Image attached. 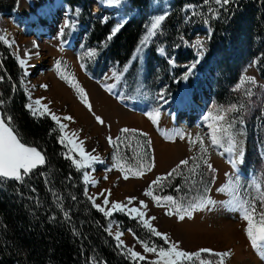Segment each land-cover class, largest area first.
I'll return each instance as SVG.
<instances>
[{"label": "rangeland", "instance_id": "374dc122", "mask_svg": "<svg viewBox=\"0 0 264 264\" xmlns=\"http://www.w3.org/2000/svg\"><path fill=\"white\" fill-rule=\"evenodd\" d=\"M190 1L197 0H149L147 7L137 6L133 0H121L119 4H111L108 0H87L88 10L80 7L76 8L75 12H73V8L65 4L64 1H62L60 6L54 8L48 0H42L36 12L38 16H41L40 19L42 22L50 25V31H46L41 29L40 20L36 15L32 14L31 10H28L25 14L20 12V0H16L14 8L12 9H10L12 7L11 0H0V36H5L11 44V46H9V44L4 43L2 40V48L7 50L8 54H12L19 64L21 58L27 60L28 53L31 56L36 54V56L32 57L30 62L26 61V64L23 67L21 66L23 71L19 77L18 85H15L14 88L16 89V93L26 94L28 96L30 99L29 104H34L36 99H40L44 104H47L51 110L55 109L57 111H60L62 107L56 99L68 101L71 97L70 90L65 87H70L71 84H67V81L61 78L62 68H66L74 75L75 81L79 83L80 87H82L85 92L91 94L92 100L93 94H96V91L99 92L101 98L107 97H105L104 93L109 94V92L105 89V85L115 84L112 93L118 94L117 89L119 88L118 83H120V80L117 82L112 75L115 72L120 76L121 72L118 68L110 69L111 71L107 72V75H103L104 78L102 80H92L93 83L85 80V83H83L82 74L93 72L92 68L94 69V62L98 54L101 53V50L105 48V44L98 45L90 42L91 23L98 18H103L105 21L114 19L119 26L126 24L132 19H139L144 22L140 42L136 51L132 54L134 60L144 61L154 51L153 55H155V58H153L154 61L152 64L157 67V71L161 72L165 62L161 60V56H163L164 52L160 51V49L168 48V53L172 57L178 56V62L176 60L174 62L173 59L169 58V63H166V66L169 68L168 76L171 75L173 68L176 69L173 71L175 75L187 74L189 76L195 74L191 73L193 65L194 68L202 70L204 79L198 83V94L196 93L194 100H203L209 88H213V84L216 80L217 95H215V99L211 103L212 105H209V111L215 115L217 114V109H226L229 106L240 108L239 111L230 113V118L236 120L234 131H237L236 139L240 142L244 152L242 163L247 168L250 184L240 180L241 176L236 173L229 163L230 157L228 153L225 152L221 155L220 153L223 149H216L210 146V141L207 139L208 133L211 131L208 128L210 120L207 119V116L204 123L205 126H203L201 130H195L188 126L179 127L180 129L172 127V129L173 134L180 132L193 134V131H198L195 137L201 136L205 138V144L208 146L207 160L214 171H209L207 166L203 163H201L200 168L195 174L190 170L191 166L183 168L181 169V174L175 175L170 179V182L165 181L164 187L155 188L154 194L161 197L172 195L177 200H182L185 206L196 201L198 203L202 199H212L216 202L215 205H208L202 210L198 209L193 212L192 218L186 217L181 221L178 219L177 215H166L167 211L172 210L170 202L162 200L161 203L164 206L157 207L150 197L144 195V192L149 188L148 182H144L142 185H134L136 190L134 189L132 193L135 199L138 196V200L136 199V203L132 206H138L139 201L146 202L148 204V209L146 210L147 214L145 218L147 219L155 216L156 219L150 221L152 226L161 233L167 234L172 241L178 242L180 250L189 253H195L201 249H212L215 252L229 251L231 252V256L226 259L225 264H264V258H261L260 254L252 248L247 238L245 231L247 222L243 220L242 214L239 211L232 210L229 205V201L232 199L231 195L221 191V189L224 188L223 186L216 187L220 177H217L218 171L215 169L217 163L218 165L225 166V184L228 183L229 176L239 178V185H237V192L239 195L251 197L256 194L255 189L251 187V185L253 182L258 181L262 174H264V61H260L261 63H259L258 61H254L253 58H243L240 51L236 50L231 35V30L235 22H232V25L224 28L220 40L211 41L210 43L209 35L207 36L204 32L206 27L211 25L208 23L213 20L212 15L208 11L200 13V16L195 18V23L197 24L194 25H191V18H179L181 21V28L185 30V36L194 40L192 42H180V44H176L175 37H177V34H180V31L172 34L166 30L170 16L169 9H171L173 5L171 13H176L179 17H191L192 8L184 6V3H189ZM96 3L102 5L99 10L94 8ZM76 14L82 16L84 23L78 20ZM162 15L165 16V19L161 22L159 28L154 30V34L149 36V31L155 19ZM36 24L39 27L38 34H36L33 28V25ZM145 37H148L147 42L142 43ZM222 37L225 39V43H222L223 49L221 48ZM199 38L206 40V44L210 43V53L206 58V60H208L206 65L202 64L201 66H195L196 60L203 55L197 53V49L200 46L196 44V41L199 40ZM34 39L40 42L39 48L34 50V52H28L27 46ZM111 40L108 39L110 42ZM230 40H232V42ZM166 41H170V43ZM201 43L205 45V42ZM207 49L208 48H206V50ZM90 51L94 52L95 55L89 56L88 53ZM157 52H159V54ZM180 54H185V60H179ZM228 59L234 60L229 61ZM57 62H60L59 68H57ZM234 75H236V77H234ZM160 76L161 82L159 84L155 83L157 87L155 92H159L160 89L163 88L164 83L165 85L167 83L166 79L163 78L166 76L165 70L161 72ZM247 78H252L255 83L248 82ZM44 85H47V87H43ZM145 86L148 87V92L150 87L147 83ZM63 89L66 91H63ZM71 89L73 90V88ZM61 91L63 94L68 93L67 95H63ZM74 92L78 94L77 91ZM136 94L139 95L142 100L143 97H145L143 93L137 92ZM154 94L152 98L156 102L158 100L154 98ZM100 96L96 98L99 102L97 105L103 110L98 109L97 105L95 106L100 114L108 119L112 116L113 118L118 117L120 122L124 124L136 122V119H130L131 115L136 117L135 115L124 111L114 101L113 102L116 104L115 106H107L106 108V105H102L104 102L99 100L101 99ZM156 97L158 98L157 94ZM69 102H71V100ZM161 103L163 102L160 101L157 104L162 107ZM1 106L6 110V117L10 116L12 118V124H14L13 115L6 109V105L2 104ZM70 107L71 111L75 114L80 113L73 105ZM106 111H108L110 115H108ZM82 114L86 113L83 111ZM34 116H40V113L38 112ZM136 118L138 119V117ZM89 119H91L90 116ZM161 120H164L168 124L170 122L167 116L159 117L156 125H159ZM240 120H243L242 124L239 122ZM137 123L139 124V122ZM91 124L90 126H93L92 120ZM98 125L100 124L98 123ZM69 126L71 129L65 131L63 135H70L72 132H75L79 137L81 132H87L89 133L87 137H90V128L87 130L83 127V129L80 130L71 123H69ZM182 126L185 125L183 124ZM103 127L104 125H100L102 131L104 130ZM119 135L120 132L117 136ZM104 136L105 134L103 131L99 132V134L96 133L93 137L95 141L101 142H99L100 145L98 147H94V153L99 157V160L92 163L91 168L106 170L111 168L112 171L120 172L115 167L117 150L108 143L107 138L105 139ZM176 136L179 137L178 135ZM144 137L150 140L147 135ZM88 138L80 140L84 142V149L90 150V148H93V142ZM181 140H184L188 144V159L191 160L192 157H199L201 155L199 152V144L193 146L189 144L187 139L184 138ZM103 143L106 144L104 151L102 148ZM65 144H67V142H65ZM65 144L63 145L68 153L71 146L68 145L66 147ZM149 157H152L151 152H149ZM76 159L79 161L80 157L78 156ZM81 170H83L88 178L90 177L89 174H91V171L88 170V167L81 168ZM205 177L207 180L209 178L213 179L210 190H207L208 186L205 181L203 182ZM134 178L135 177L130 176L129 179L134 180ZM177 180L180 181V185L175 186ZM216 181L217 183H215ZM121 183L124 187L128 185L131 186L123 181ZM203 183L205 184L203 185ZM177 188H179L180 191H177ZM91 190L90 187L89 191L91 192ZM88 196L91 195L88 194ZM92 196H94V194ZM103 199L104 197L102 195L97 196L95 204H102ZM119 202L127 203V201L122 199H120ZM107 207H111V202ZM117 214L127 215L126 213L115 211L111 217H108V229L113 233L111 236L114 238L115 234L123 232L124 235L121 239L124 243L147 257V260L141 262L147 263L155 259L156 257L153 254L144 253L142 245L138 243L136 238L132 235V230L123 228V223L116 218ZM137 220L142 227L145 242L150 245L155 244L158 247L167 248V245L162 239L152 235L149 230L141 224L139 219ZM184 230L189 232L184 233ZM119 251L120 254L129 258L123 249L119 248ZM129 259L133 261L131 258ZM201 259L205 261H217L218 258L203 253ZM180 264H200V261L194 258L193 261L183 260Z\"/></svg>", "mask_w": 264, "mask_h": 264}, {"label": "trees", "instance_id": "16d2710c", "mask_svg": "<svg viewBox=\"0 0 264 264\" xmlns=\"http://www.w3.org/2000/svg\"><path fill=\"white\" fill-rule=\"evenodd\" d=\"M63 1L73 8V12L80 7L89 9L87 0ZM133 1L142 7H147L149 2ZM11 2L10 9L14 8L16 0ZM171 9L166 30L174 34L180 31L181 21L171 14ZM76 15L84 23L82 16ZM232 22H235L231 35L236 50L243 58H253L259 63L264 61V0H240L231 5L222 23L216 24L215 28L211 25V41L220 40L224 28L232 25ZM91 27L90 42L105 44L93 64V72H89L94 78H103L113 65L118 64L119 69L125 71L124 82L128 89H133L134 82L136 84V81L145 79V84L150 87L149 92H152L157 89L155 83L161 82L160 74L165 70L166 76L163 78L169 84L168 96L174 98L176 93H181L170 83L166 63L161 72L157 71L152 64L155 58L152 53L135 69L128 66L132 60L136 61L132 54L143 32L142 20L132 19L119 26L114 19L105 21L98 18L91 23ZM117 27L119 31L112 35ZM110 35L111 42L108 41ZM224 41L222 37V49ZM184 55L180 54L179 60H185ZM5 70L7 77L3 83L0 82V103L6 105L13 115L12 126L23 141L37 147L44 154L45 162L25 175L22 181L0 178V264H134L120 254L116 241L108 231V217L89 200L82 170L77 169L72 160L65 158L67 152L59 142L63 135L59 126L48 114L34 116L27 107L30 102L28 96L16 93L14 86L18 85L23 70L12 55L5 62ZM215 95L216 80L214 98ZM0 110L6 117L5 108L1 106ZM204 181L207 190H210L213 179L207 180L205 177ZM178 185L179 180L175 186ZM116 218L123 223V228L132 230L136 237L145 241L137 219L122 214H117ZM136 264L148 262L137 261Z\"/></svg>", "mask_w": 264, "mask_h": 264}, {"label": "snow or ice", "instance_id": "6c2138e0", "mask_svg": "<svg viewBox=\"0 0 264 264\" xmlns=\"http://www.w3.org/2000/svg\"><path fill=\"white\" fill-rule=\"evenodd\" d=\"M111 4H119L121 0H108ZM208 2V0H205ZM230 2V0H215L217 5H226ZM192 8L193 6H188ZM195 11L192 12V15H196ZM165 19V16H159L155 19L154 23L151 26V30L149 31V36L154 34V30L159 28L161 22ZM119 31V27L113 30L112 35H115L116 32ZM112 35L108 37L111 40ZM148 37H145L142 43L147 42ZM0 40H3L4 43H9L8 39L5 36H0ZM196 44L203 49V44L200 40L196 41ZM139 51V49H138ZM163 51V50H161ZM30 55V54H28ZM89 56H94L95 53L90 51L88 53ZM20 64L23 67L26 64V60L21 58ZM60 67V62H57V68ZM83 67V65H82ZM194 67V65H193ZM113 78L119 82L120 76L117 73H113ZM61 78L68 81V77L61 74ZM3 77H0L2 80ZM72 84L71 86L76 89L78 94L81 97L82 102L86 105L89 112H92V104L87 98V93L84 91L82 87H80L78 82H75L74 75L71 78ZM247 81L250 83H255L252 78H247ZM43 87H47L44 85ZM105 89L108 92H112L115 88V84L105 85ZM250 94V93H249ZM161 98H163V94H161ZM29 110L33 115H36L38 112L40 115L48 114L51 119L56 122L59 126L61 133L65 132L66 125L62 123V121H73L72 116H58L56 113L52 112L51 108L42 102L40 99H36L34 104L27 105ZM242 108V106H241ZM240 108L236 106H229L226 109H217V114L209 113L207 119L210 120L208 124V128L211 130L208 133L207 139L210 141V146L216 149H223L220 153L223 155L225 152L228 153L230 159L229 163L232 165L234 169H237L239 163H242L243 160V149L240 145V142L236 139L237 131H234L236 120L234 118H230V113L234 111H239ZM92 114L95 117V120L100 125H105V121L99 115H96L94 112ZM149 119L152 120L154 124L158 123V117L160 116V112L158 109L153 112L147 113ZM241 124L243 120L239 121ZM110 127V126H109ZM132 136H146V133L138 132L136 129L130 128H122L120 129V135L113 138L111 136L107 137L108 143L117 150L116 155V163L115 167L123 173V179L127 180L131 177L142 178L145 172L151 171L155 167L154 157L147 156V153L144 151H137V148L143 149V145L137 142V145H131L124 143L125 139L128 135ZM166 139H170L168 133H164ZM174 135H178L181 139L186 138L185 133H175ZM189 144L195 146L199 144V152L201 155L199 157H192L190 159L181 160L180 163L173 168L170 172L163 176L157 177L152 184L149 185L148 190L144 192L145 196H148L155 202L157 207H163L164 205L161 203L162 200H166L171 203L172 210L167 211L166 215L172 216L177 215L178 219L183 221L186 217L192 218V214L194 211L198 209H203L208 205H215V201L212 199H202L200 202L189 203L185 206L182 200H177L172 195H167L164 197L158 196L154 194V189L158 187H164V182L169 181L175 175L181 174V169L191 166L190 170L195 174L197 170L200 168L201 163L207 166L209 171H214L212 169L211 164L208 163L207 153L208 146L205 144V138L201 136H197L195 140L191 138V136H187ZM61 144H65L67 147L70 145L69 152L65 154L66 159H70L73 161L77 169H81L84 167H91L93 162L99 160V157L88 153L83 147V141L79 139L75 132H72L70 135L65 134L60 137ZM149 147L151 146V141L147 140L144 142ZM121 144L124 145V148H131L135 155L131 158L135 161L134 164L125 165L122 163V157L120 156V147ZM76 155L80 157L78 161L76 159ZM145 157H147V163L145 162ZM45 162L44 154L37 149V147L31 146L23 141V138L20 136V133L12 126V118L10 116L5 117L2 113H0V177L15 179L17 181H22L24 176L31 173L33 169H35L39 165H43ZM102 162V161H100ZM108 171H112L111 168ZM106 178V177H105ZM85 179H88V176L85 175ZM235 179V183H234ZM94 182V181H93ZM237 185H239V178L229 176L228 183L221 189L222 192H226L231 195L232 199L229 201V205L232 210L239 211L242 214V218L247 222L246 226V235L250 244L254 250H256L261 258H264V174H262L261 178L258 181L253 182L251 187L255 189L256 194L254 196H241L237 192ZM180 191L179 188L176 189ZM107 195L104 196L102 204H95V196H89V200H91L94 206L98 211H101L106 217H111L115 211L126 213L131 216L133 219H139L141 224L146 227L149 232L162 239L167 248L158 247L155 244H149L142 240L139 237H136L135 233L132 235L136 238L137 242L140 243L143 247L144 253H151L156 258L148 261V264H180L181 261H200V264H225V261L228 257L231 256V252H215L212 249H201L195 253H189L184 250H180L178 242L172 241L167 234L161 233L150 223L151 220H155L156 217H146V210L148 209V204L144 201H139L138 206H132L136 203V199L134 197H129L127 203H122L119 201L111 202V207H107L110 204L109 197L111 196V192L105 190ZM100 195H104L101 193ZM109 234L112 235L110 229H108ZM124 235L123 232L115 234L114 238L117 241V247L124 250L125 254L129 256L136 264L137 261H145L147 257L140 252L135 251L131 247H128L121 237ZM203 253H207L210 256L217 257V261H205L201 259V255Z\"/></svg>", "mask_w": 264, "mask_h": 264}, {"label": "crops", "instance_id": "0c3cea01", "mask_svg": "<svg viewBox=\"0 0 264 264\" xmlns=\"http://www.w3.org/2000/svg\"><path fill=\"white\" fill-rule=\"evenodd\" d=\"M131 62L132 63H128V66L130 67V69L132 67H134L135 69V67H138L140 64H143L145 60L138 62L132 60ZM110 69L111 70L115 69L114 65ZM110 69L109 71H111ZM86 73L87 74H82L83 83H85V80H88L89 82L93 83L92 80L98 81L104 78L103 77L101 79H96L89 72ZM65 87L70 90L69 92L71 96L70 97L71 102H69L70 100L67 101L63 99L62 100L56 99L58 100L57 102L62 107V109L60 111L52 109V112L56 113L58 116L61 117L72 116L74 118L73 121H62V123L66 125L65 131H69V129H71L69 123H71L73 126L77 127V129L80 130L83 129V127L87 130L89 128L91 129L89 138L87 137V135L89 134L87 132H81L79 134V139L88 138L93 142L92 149L90 147H89L90 150L85 149L88 153L90 154L92 153L96 155L94 153L95 152L94 147L95 148L98 147L100 145L99 142L101 141H95L93 137L96 133L99 134V132H103V131L105 134L104 138L106 139L109 136L113 138L117 137L118 133L120 132V129L122 128L136 129L139 132L146 133L151 141V153L155 161V167L151 171L145 173L142 178H134V180H130V179L125 180L123 179V174L120 172L93 168V170H91V174H89L90 177L87 180L85 179V182L87 184V192L89 195L92 196L94 194V196L97 197L101 193H104V195H102L104 197L105 195H107V192H105V190H108L111 192V196L109 197L110 202L120 201V199L127 201L129 197H134L132 193L134 192L135 189L134 185L136 184L142 185L144 184V182L145 183L148 182V184L150 185L157 177L163 176L168 172H170L173 168H175L180 163L181 160L188 159V144L185 141L173 137H171L170 139L165 138L164 133H168L167 130L169 128V124L164 120H161L160 124L156 125L152 122L151 119H149L147 113L154 111L153 107L149 105L150 102L146 100H142L141 98H137L136 96L122 95L119 92L118 94H114V92L113 93L109 92V94L104 93L124 111L138 117V119L136 118V120L139 122V124L137 123V121L124 124L120 122V119L118 117L113 118L112 116L110 119H108L107 117L100 114V112L96 110L95 105L93 104L91 94H88L86 92L87 98L92 104V112H94L96 115H99L105 121V125L103 127L104 130L102 131V129H100V125H98V122L95 120L94 115L92 114V112H89L86 105L82 102L80 96L77 93H75L70 87L67 86ZM71 105H73L75 109H77L78 112L80 113L75 114L74 112H72L70 107ZM81 110L82 112L84 111L86 114H82ZM89 116L91 119H89ZM91 120L93 122V126H90L92 125ZM141 121H143L145 125ZM96 127H97V131H96ZM158 141L170 147L177 148V154L168 156L167 160L161 159L160 155H158V153L156 152V142ZM105 145L106 144L104 143L102 144L103 151L105 150ZM215 167H216L215 169H217L219 174V175L217 174V177L218 176L220 177V178L218 177L219 181L216 186L218 188L220 186H223L226 182V179L224 177L226 168L223 165H218V163L216 164ZM85 175L86 174H84V178ZM122 181L130 184L131 186L128 185L127 187H124L121 183ZM215 183H217V181ZM90 187L93 190V191L91 190V192L89 191ZM136 199L138 200V196Z\"/></svg>", "mask_w": 264, "mask_h": 264}, {"label": "bare ground", "instance_id": "6f19581e", "mask_svg": "<svg viewBox=\"0 0 264 264\" xmlns=\"http://www.w3.org/2000/svg\"><path fill=\"white\" fill-rule=\"evenodd\" d=\"M41 1L42 0H34V1H32V0H20L19 9H20V12L22 14H25V13H27L28 10H31L32 11V14L33 15H36L38 17V19L40 20V25L42 27L41 29H44L46 31H50V29H51L50 28V25H48V23L42 22L41 19H40L41 16H38V13L36 12L37 11V8H39V5H41ZM62 1L63 0H48V2H50L52 4V6H54V8H56L57 6H60L62 4ZM101 7H102V5L99 4V3H96L95 6H94V8H96L98 10ZM0 16H1V13H0ZM33 28L36 31V34H38L39 27L37 26V24L36 25H33ZM204 32L206 33L207 36L209 35V42L211 43V37L213 36V30L211 28V25L210 26H207L206 29L204 30ZM210 43H209V45H210ZM39 45H40V42L38 40H35L34 39L27 46L28 52L29 51L34 52V50H37L39 48ZM161 50H163V52H164L163 56H161V60H163L165 63H169L168 62V59L169 58L173 59L174 62H175V60L178 62V59H177L178 56L176 55V57H172L168 53V48H162V49H160V51ZM159 52H157V53L159 54ZM209 53H210V49L208 48L206 51H204L203 55L200 56L196 60V65L195 66H201L202 64H206V61H207L206 58L208 57V54ZM34 56H36V54H33L32 56L31 55H28V58H27L26 61L27 62H30L31 59H32V57H34ZM191 63H192V61H191ZM175 67H176V65H175ZM155 68H157V67H155ZM193 68L194 67H192V69H191V73H195V74H192L191 76L188 75V77L186 79H182V78L184 77V75H187V74H184V75H175L173 73V71L176 70V69H174V68L171 71V75L169 76V79L171 81L170 83H172L174 86H176L177 88H179L180 89V92H181L180 94L179 93L178 94L176 93L174 95V98L171 97V96H168V94H167V91L169 89V84H167V83H166V85L164 83L163 88L160 89L159 92L158 91L155 92L156 89L153 90L152 92H149L148 91V93L150 94L151 97H153V94L155 92L154 98L158 100V101H156L157 103H159L160 101L163 102V103H161L162 104V107H160L153 100L158 105V108L159 109L163 110L165 113L169 114L170 117H172V127L176 128V129H180L182 127L188 126V127L193 128L195 130H201L202 127L205 126L204 123H205L206 117L210 113V111H209V105L215 99L214 98V91H213L214 90L213 89L214 88V84L212 83L213 84V88L212 89L209 88V90L206 93V95H205V97H204L203 100H201V101L200 100H197V101L194 100V98L196 97L195 95H196V93L198 91L197 90L198 83L201 80L204 79V75L202 73V70H200L199 68H194V72H193ZM64 90L65 89H63V91ZM162 91H164V92H162ZM61 93H62V91H61ZM67 93H64V94L62 93V94L63 95L66 94L67 95ZM95 93L96 94H93V104L96 106L97 103H99L96 98H97V96H100V95H99V92H97V91ZM156 94L158 95V98L156 97ZM161 94H163V98H161ZM181 95H182V97L180 98ZM105 97H106V95H105ZM100 98H101V96H100ZM198 98H199V96H198ZM98 99H99V97H98ZM99 100L104 102V103H102V105H106V108H107V106H112L113 107V106L116 105L108 97H106V98L102 97ZM98 109L103 110V109L100 108V106H98ZM106 113L108 115H110V113L108 111H106ZM130 119H136V117H133L131 115ZM135 121H137V120H135ZM141 122L143 123V121H141ZM143 124L145 125V123H143ZM183 124L185 126H182ZM172 134H173V129H172ZM174 136H176V135H174ZM176 139H178V138H176ZM156 145H157L156 148H157L158 155H160L161 159H163V160H167V157L170 156V155L177 154V148L170 147V146H168L166 144H162L159 141L156 142ZM236 170L238 172H240V173H245L247 171L246 166L243 163H239ZM190 227H191V225H190ZM188 232L189 231L184 230V233H188Z\"/></svg>", "mask_w": 264, "mask_h": 264}, {"label": "built area", "instance_id": "2783aa9c", "mask_svg": "<svg viewBox=\"0 0 264 264\" xmlns=\"http://www.w3.org/2000/svg\"><path fill=\"white\" fill-rule=\"evenodd\" d=\"M240 0H230V2L226 5H217L215 3V1L212 0H208V2H205V0H197V1H190L189 3H184V6H193L192 7V12L195 11L197 14L196 15H192L191 17H179V15H176V13H171L176 15V17L178 18H191V25L197 24L195 23L196 21V17L200 16V13H202L203 11H208L210 12V14L213 17V20L210 21L208 24L214 25V28L216 26V24L218 25L222 23L223 18H224V14H227L231 5L235 4L236 2H239ZM176 38V44H180V42H192L194 39H189L188 36H185V30L184 28H180V34H177ZM199 40L201 42H205V45H203V49H201L200 47L197 49V53L199 55H202L204 53V51H206V48H209V44H206V40H202L201 38H199ZM2 40H0V77H3L2 80H0L1 83L4 82V79L6 76V70H5V62L8 60V57L10 54H8L7 50H4L2 48ZM62 74L68 77V81L67 83L72 84V73L70 71H68L66 68H62ZM188 77V75H184V77L182 79H186ZM66 81V80H65ZM76 82V81H75ZM1 105V104H0ZM198 134V131H193V134H186V138L187 136H191V138L193 140H195V135ZM147 137L144 136H132V135H128V137L125 139L124 143L127 144H131V145H137V142H139V144L143 145V149L137 148V151H146L147 156H149V152H150V147L145 144L144 142L147 141ZM188 140V139H187ZM120 156L122 157V163H124L125 165L128 164H134L135 161L132 160L131 158L135 155V152H133V150L131 148H124V145L121 144L120 147ZM145 162L147 163V157L145 158ZM187 206V205H186Z\"/></svg>", "mask_w": 264, "mask_h": 264}, {"label": "water", "instance_id": "95a60500", "mask_svg": "<svg viewBox=\"0 0 264 264\" xmlns=\"http://www.w3.org/2000/svg\"><path fill=\"white\" fill-rule=\"evenodd\" d=\"M0 113H2L1 110H0ZM0 178L8 180V181H15V179H9V178H4V177H0Z\"/></svg>", "mask_w": 264, "mask_h": 264}]
</instances>
